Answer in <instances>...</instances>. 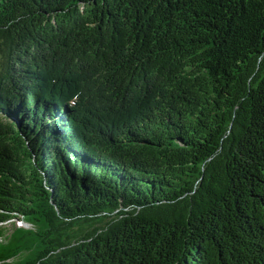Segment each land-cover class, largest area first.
<instances>
[{"label": "trees", "instance_id": "trees-1", "mask_svg": "<svg viewBox=\"0 0 264 264\" xmlns=\"http://www.w3.org/2000/svg\"><path fill=\"white\" fill-rule=\"evenodd\" d=\"M0 264H264V0H0Z\"/></svg>", "mask_w": 264, "mask_h": 264}, {"label": "rangeland", "instance_id": "rangeland-1", "mask_svg": "<svg viewBox=\"0 0 264 264\" xmlns=\"http://www.w3.org/2000/svg\"><path fill=\"white\" fill-rule=\"evenodd\" d=\"M17 224L25 225V223H20V222H17ZM7 226H8L9 228L12 227V223L9 222V223L7 224ZM27 226H28V225H27Z\"/></svg>", "mask_w": 264, "mask_h": 264}]
</instances>
